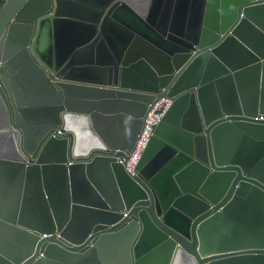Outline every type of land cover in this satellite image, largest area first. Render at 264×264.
Segmentation results:
<instances>
[{"label": "water", "instance_id": "95a60500", "mask_svg": "<svg viewBox=\"0 0 264 264\" xmlns=\"http://www.w3.org/2000/svg\"><path fill=\"white\" fill-rule=\"evenodd\" d=\"M0 264H264V0H0Z\"/></svg>", "mask_w": 264, "mask_h": 264}, {"label": "built area", "instance_id": "2783aa9c", "mask_svg": "<svg viewBox=\"0 0 264 264\" xmlns=\"http://www.w3.org/2000/svg\"><path fill=\"white\" fill-rule=\"evenodd\" d=\"M170 104V98L164 96L154 102L147 112L143 120V126L134 142L132 149L128 153L127 160L124 162V169L128 175H134L135 166L137 165L142 152L152 137L154 128L160 122ZM119 162L123 164V160H119Z\"/></svg>", "mask_w": 264, "mask_h": 264}]
</instances>
